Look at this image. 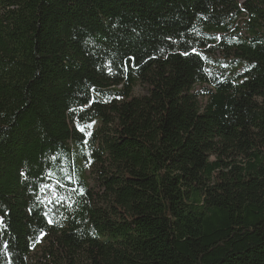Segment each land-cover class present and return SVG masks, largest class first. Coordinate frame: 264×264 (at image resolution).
Returning a JSON list of instances; mask_svg holds the SVG:
<instances>
[{
  "label": "trees",
  "instance_id": "1",
  "mask_svg": "<svg viewBox=\"0 0 264 264\" xmlns=\"http://www.w3.org/2000/svg\"><path fill=\"white\" fill-rule=\"evenodd\" d=\"M43 236L38 264H264V0H0V264Z\"/></svg>",
  "mask_w": 264,
  "mask_h": 264
},
{
  "label": "rangeland",
  "instance_id": "2",
  "mask_svg": "<svg viewBox=\"0 0 264 264\" xmlns=\"http://www.w3.org/2000/svg\"><path fill=\"white\" fill-rule=\"evenodd\" d=\"M220 53V52H219ZM220 57H223L222 53H220ZM147 94V86L143 84H139L136 89H135V95L142 96ZM100 123L96 122L93 125V129L99 128ZM95 171H96V166L92 167L91 170H89L88 174L91 177L90 178V183L91 186L96 185L95 182ZM96 190L99 191V187L95 188ZM49 246V241L47 240V237L43 236L41 240L34 246L33 250L31 251L30 257H29V264H38L39 259H41L44 255V252Z\"/></svg>",
  "mask_w": 264,
  "mask_h": 264
},
{
  "label": "snow or ice",
  "instance_id": "3",
  "mask_svg": "<svg viewBox=\"0 0 264 264\" xmlns=\"http://www.w3.org/2000/svg\"><path fill=\"white\" fill-rule=\"evenodd\" d=\"M45 187H47V186H45Z\"/></svg>",
  "mask_w": 264,
  "mask_h": 264
}]
</instances>
